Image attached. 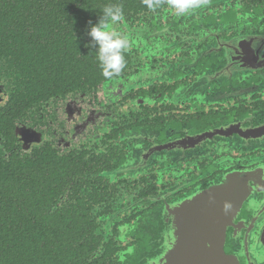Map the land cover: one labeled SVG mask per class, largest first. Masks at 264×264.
Masks as SVG:
<instances>
[{
    "label": "flooded vegetation",
    "instance_id": "flooded-vegetation-1",
    "mask_svg": "<svg viewBox=\"0 0 264 264\" xmlns=\"http://www.w3.org/2000/svg\"><path fill=\"white\" fill-rule=\"evenodd\" d=\"M19 3L0 0V163L33 165L47 191V164L73 162L81 188L61 183L54 208L70 219L83 198L112 253L137 245L130 260L148 256L143 264L167 250L156 209L243 180L249 190L223 250L264 264V0H208L183 15L165 2L123 15L109 23L130 40L121 74L57 89L46 65L79 57L93 22L72 31L62 15L63 29L38 28ZM17 43L29 44V61ZM49 46L62 49L59 60L49 63Z\"/></svg>",
    "mask_w": 264,
    "mask_h": 264
},
{
    "label": "trees",
    "instance_id": "trees-1",
    "mask_svg": "<svg viewBox=\"0 0 264 264\" xmlns=\"http://www.w3.org/2000/svg\"><path fill=\"white\" fill-rule=\"evenodd\" d=\"M19 1L20 14L23 18L26 19L29 14H33L39 24L38 28L41 23L46 22L50 31L63 29L59 20L62 15H64L63 20L70 22L72 31H82L92 22L96 25L103 9L112 4L121 5L125 16L148 10L139 0ZM68 13L71 15L65 19ZM53 23L54 28L51 26ZM17 44L22 46L20 50L23 61H29V56L33 52L30 51L29 44ZM66 45L74 50L71 42H67ZM50 47L47 57L49 63L59 60V55L62 53L59 47L52 46L53 49ZM42 49L39 51L40 56L44 52V47ZM2 53L7 55V50H2ZM74 53L79 57L73 55L75 58L70 61L65 59L62 63L46 65L48 74L43 72L48 75L50 83L53 82L55 89L58 84L67 87L66 85L73 81L82 85L83 79L94 80L103 76L97 59V47L92 43L81 42ZM39 73H42L41 68ZM53 157L55 156L51 153L48 154V158ZM38 160L42 165L41 159ZM62 162L63 166L67 167L64 171L58 169L57 162L47 164L49 175L47 191L41 187L43 173H40V170L38 175L31 172L32 163H29L30 167L24 165L21 169L13 168L12 163L8 165L0 163V264H139L140 260L143 264L145 262L143 260L148 256L143 260H130L140 251L137 245L126 251L121 250L115 255L112 253L110 245L103 241L104 234L102 235L95 227L96 214L90 212L89 207L82 203L83 198L80 199L77 215L75 212L67 213L70 219L54 208L53 202L57 199V190L61 188V183H64L65 188L71 192L81 188L80 179H76L77 174H73L74 163L67 160ZM158 211L163 225V209H156L154 213ZM91 216H93L92 220H90Z\"/></svg>",
    "mask_w": 264,
    "mask_h": 264
},
{
    "label": "water",
    "instance_id": "water-1",
    "mask_svg": "<svg viewBox=\"0 0 264 264\" xmlns=\"http://www.w3.org/2000/svg\"><path fill=\"white\" fill-rule=\"evenodd\" d=\"M244 182H228L166 206L162 220L167 229V250L148 264H240L223 246L234 207L245 188L249 190Z\"/></svg>",
    "mask_w": 264,
    "mask_h": 264
},
{
    "label": "clouds",
    "instance_id": "clouds-1",
    "mask_svg": "<svg viewBox=\"0 0 264 264\" xmlns=\"http://www.w3.org/2000/svg\"><path fill=\"white\" fill-rule=\"evenodd\" d=\"M165 2L176 14L183 15L202 7L208 0H142L150 11H156ZM122 19L123 7L116 4L108 5L103 9L99 22L91 26L88 33L93 46L97 47V59L105 78L119 76L126 67L124 53L130 48V40L114 30H109V23H116Z\"/></svg>",
    "mask_w": 264,
    "mask_h": 264
}]
</instances>
